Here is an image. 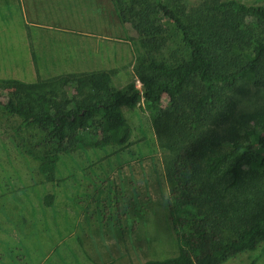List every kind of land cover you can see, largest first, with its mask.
Listing matches in <instances>:
<instances>
[{"label":"trees","instance_id":"16d2710c","mask_svg":"<svg viewBox=\"0 0 264 264\" xmlns=\"http://www.w3.org/2000/svg\"><path fill=\"white\" fill-rule=\"evenodd\" d=\"M144 49L142 83L125 90L109 71L38 84H0V111L19 116L46 181L63 152L125 145L123 107L143 103L166 145L170 220L178 254L144 264H223L264 242V107L241 94L264 87V5L238 0H113ZM48 196L47 203H51Z\"/></svg>","mask_w":264,"mask_h":264},{"label":"rangeland","instance_id":"374dc122","mask_svg":"<svg viewBox=\"0 0 264 264\" xmlns=\"http://www.w3.org/2000/svg\"><path fill=\"white\" fill-rule=\"evenodd\" d=\"M238 1L264 5V0ZM2 7L0 15L12 13L15 20L9 18L0 30V49L21 50L17 27L23 18L19 22L13 5ZM111 48L112 85L142 88L135 64L144 49L130 25L121 23ZM15 81L21 82L0 81L6 94ZM240 106L264 107V87L247 84ZM122 111L132 130L129 142L63 152L54 182L45 180L28 151L30 136L21 118L0 111V264H144L178 254L164 168L168 149L143 103ZM223 264H264V242Z\"/></svg>","mask_w":264,"mask_h":264},{"label":"crops","instance_id":"0c3cea01","mask_svg":"<svg viewBox=\"0 0 264 264\" xmlns=\"http://www.w3.org/2000/svg\"><path fill=\"white\" fill-rule=\"evenodd\" d=\"M0 4L13 5L19 22L23 18L16 26L21 50L0 49V81L38 84L113 66L111 44L121 26L113 0H0ZM9 18L14 21V14L0 15V30Z\"/></svg>","mask_w":264,"mask_h":264}]
</instances>
